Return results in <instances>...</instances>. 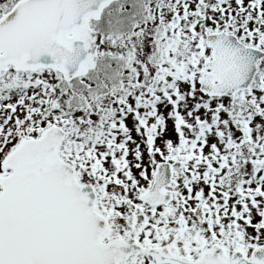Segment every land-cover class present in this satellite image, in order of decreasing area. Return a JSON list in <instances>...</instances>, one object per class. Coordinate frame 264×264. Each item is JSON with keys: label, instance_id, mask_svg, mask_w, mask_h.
Instances as JSON below:
<instances>
[{"label": "snow or ice", "instance_id": "1", "mask_svg": "<svg viewBox=\"0 0 264 264\" xmlns=\"http://www.w3.org/2000/svg\"><path fill=\"white\" fill-rule=\"evenodd\" d=\"M0 264H264V0H0Z\"/></svg>", "mask_w": 264, "mask_h": 264}]
</instances>
